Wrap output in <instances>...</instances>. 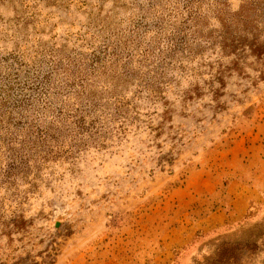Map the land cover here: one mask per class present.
<instances>
[{
	"label": "rangeland",
	"instance_id": "1",
	"mask_svg": "<svg viewBox=\"0 0 264 264\" xmlns=\"http://www.w3.org/2000/svg\"><path fill=\"white\" fill-rule=\"evenodd\" d=\"M0 264H264V0H0Z\"/></svg>",
	"mask_w": 264,
	"mask_h": 264
},
{
	"label": "crops",
	"instance_id": "2",
	"mask_svg": "<svg viewBox=\"0 0 264 264\" xmlns=\"http://www.w3.org/2000/svg\"><path fill=\"white\" fill-rule=\"evenodd\" d=\"M230 190L234 195V199L231 201L229 214L226 215L225 219L227 218L228 224L231 225L245 217L249 206L258 204L261 197L259 189L255 187V184L232 182Z\"/></svg>",
	"mask_w": 264,
	"mask_h": 264
}]
</instances>
